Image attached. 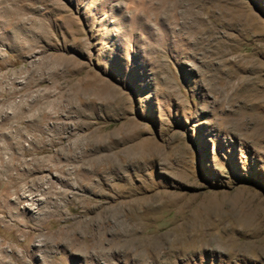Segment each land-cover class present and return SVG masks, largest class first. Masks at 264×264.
<instances>
[{
    "label": "rangeland",
    "instance_id": "1",
    "mask_svg": "<svg viewBox=\"0 0 264 264\" xmlns=\"http://www.w3.org/2000/svg\"><path fill=\"white\" fill-rule=\"evenodd\" d=\"M0 264H264V0H0Z\"/></svg>",
    "mask_w": 264,
    "mask_h": 264
},
{
    "label": "bare ground",
    "instance_id": "2",
    "mask_svg": "<svg viewBox=\"0 0 264 264\" xmlns=\"http://www.w3.org/2000/svg\"><path fill=\"white\" fill-rule=\"evenodd\" d=\"M97 152L98 151H94V154H90L89 156H79V157H77L78 159L75 158L73 160V162H76L77 163V165L74 167V170H75L74 172L78 176H80V184L82 186L88 184L93 179L94 175H96L98 173L100 174V172L105 175L104 176V180L106 182H108L109 185L112 182V175L113 174L111 175V172H112V168H113V165L114 164H113V162L107 160V163L103 164V165H107V166H103L102 165L103 166V169H102L101 168L102 166L101 165H98V163L95 162V160H93V158L96 156L95 153H97ZM105 157L106 158H112V156L109 155V154H106ZM68 170L69 169L63 170V172L66 173ZM85 170H86V172H85ZM72 172H73V169H72ZM49 188L51 190L53 188V185H50ZM54 204H55V208L57 210V203H54ZM126 204H127L126 201L119 203V205H121V208H123V206L126 205ZM11 217L17 218V215L16 214H12ZM101 219H107L109 221H113L112 220L113 218L110 215L109 216H106V218L102 217ZM14 221H15V219H14Z\"/></svg>",
    "mask_w": 264,
    "mask_h": 264
}]
</instances>
